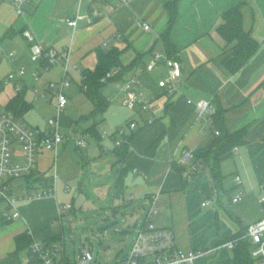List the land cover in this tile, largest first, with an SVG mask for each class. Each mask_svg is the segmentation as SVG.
I'll return each instance as SVG.
<instances>
[{
	"label": "crops",
	"instance_id": "crops-1",
	"mask_svg": "<svg viewBox=\"0 0 264 264\" xmlns=\"http://www.w3.org/2000/svg\"><path fill=\"white\" fill-rule=\"evenodd\" d=\"M242 1L178 0L170 40L176 46L182 71L177 90L169 92L159 85L167 77V67L160 63L148 68L154 52H166L162 36L170 15L163 0H0V70L7 67L5 79L19 67L26 70L23 80L3 82L0 78V104L8 108L17 95L15 85L23 84L30 109L18 117L24 122L25 117L33 116L34 128L45 131L49 107L53 110L50 117L56 113L49 84L63 78L67 57L77 66H70L72 84L65 90L69 97L66 110L73 117L66 113L60 116L67 139L57 154L43 150L38 155V170L53 178L55 196L21 201L18 208L22 216L0 225V263L12 257L9 264H28L29 248L17 251L16 236L20 233L41 241L65 239L59 205L67 203L82 210L111 201L115 213L127 218L123 227L128 229L123 232L136 234L146 221L149 197L158 192L155 224L173 229L179 248L213 249L194 264H234V250L224 243L264 217V0H246L244 26L253 27L259 47L236 73L224 65L228 47L217 31L222 13ZM77 12L82 17L73 27L68 20ZM144 22H149L151 29H145ZM9 29L14 35L3 38ZM26 29L33 32L35 41L58 53L60 61L49 69L33 61ZM112 47L123 51L125 64L133 63L120 79L108 82L120 88L118 103L124 82L136 76L140 89L153 102L157 118L144 125L146 114L127 107L122 117L109 120L110 135L100 137L103 113H93V101L73 87L77 83L83 91L82 70L96 67L99 48ZM35 71L40 72L38 78ZM103 92L108 98L105 87ZM203 99H212L223 109L229 131L245 129V141L221 164L223 176L218 187L204 163L189 175L185 174L187 166L177 163L184 149L207 148L215 138L213 119L201 115L196 106ZM130 119H136L139 126L121 154L122 148L116 147L118 136L113 133ZM93 126L98 135L90 133ZM84 133H89L88 144L77 146L74 136ZM236 175L241 176L240 184ZM88 188L95 198L86 192ZM237 194L243 197L233 202ZM205 200L210 203L204 205Z\"/></svg>",
	"mask_w": 264,
	"mask_h": 264
},
{
	"label": "built area",
	"instance_id": "built-area-1",
	"mask_svg": "<svg viewBox=\"0 0 264 264\" xmlns=\"http://www.w3.org/2000/svg\"><path fill=\"white\" fill-rule=\"evenodd\" d=\"M23 0H15L22 2ZM128 2L129 0H123ZM18 12H22L19 7ZM82 15L78 12L74 18H70L68 23L75 27L78 19ZM145 29H151L149 22H144ZM24 35L32 42L31 58L33 61L43 65L49 69L58 63L61 56L53 50H48L42 43L35 41V36L31 30H24ZM10 55H13L11 53ZM43 62H45L43 64ZM164 64L167 67V77L160 80V87L167 89L169 92L177 90V80L182 71L181 61L176 57L168 56L165 51H156L153 58L148 64V68L152 69L158 64ZM70 66H73L69 57L64 61V76L58 82L49 84L50 95L55 97L56 113L47 120L48 127L45 131H38L30 128L25 124L15 112L0 104V202H5V210L1 213L2 217L7 220H14L22 216L18 204L21 201H31L35 199L55 196V183L46 187L36 183L35 188H29L26 182L27 192L18 194L12 186L14 182L21 178L37 172L38 155L43 150H53L57 154L59 145L63 143L67 136L61 131L60 116L69 105V97L65 90L72 84V80L68 78ZM73 67L77 68L76 65ZM25 68L19 67L15 71L7 75V81L23 80ZM39 71L34 72V76L38 78ZM82 75V73H81ZM113 73L108 72L104 79L112 77ZM141 82L136 76L129 77L121 87L122 97L120 103L134 111L146 114L144 125L153 123L156 118V112L153 102L140 89ZM23 84H16L15 91L18 93L23 90ZM43 96H46L42 93ZM191 101V100H190ZM199 113L211 116L215 112V106L212 99H203L196 103ZM139 126L136 119H130L126 125L116 128L115 134L116 146H121L128 142V136ZM219 133L218 130H216ZM89 133L80 136L75 135L74 140L77 146H86L88 144ZM103 136H109V131L105 130ZM21 144L22 155L16 154L17 144ZM237 148L235 147L233 151ZM177 163L187 166L186 175L197 172L202 163L195 156V149H184L177 158ZM236 181L242 182L241 176L236 175ZM242 194L232 197L233 202L242 199ZM159 193H153L149 197L146 221L140 227L134 237L133 244L128 254L118 264H194L196 259L211 252L213 249H189L184 250L176 244V236L173 229L169 227L157 226L154 222V216L159 208ZM209 200L203 202L204 205L209 204ZM73 208V204L67 203L59 205V218L62 222L64 212ZM241 238H245L251 245L250 253L256 264H264V217L247 226L244 233L240 237L227 240L224 245L234 248ZM96 259L94 252L90 248H84L75 260H71L66 252L65 239L62 241L47 243L45 241L34 239L30 246L27 263L35 264H92Z\"/></svg>",
	"mask_w": 264,
	"mask_h": 264
},
{
	"label": "trees",
	"instance_id": "trees-1",
	"mask_svg": "<svg viewBox=\"0 0 264 264\" xmlns=\"http://www.w3.org/2000/svg\"><path fill=\"white\" fill-rule=\"evenodd\" d=\"M166 9L169 11V26L163 34L164 43L166 46V53L168 56L176 57V46L170 40V32L174 27L178 17V0H163ZM248 1H242L231 8L225 10L222 13V21L217 26V31L220 36L225 40L228 47L225 52H228V56L224 59V65L233 73L242 69L256 54L259 43L253 35V27L246 28L244 26V8L247 6ZM12 29L7 30L3 38L11 37L14 35ZM98 62L94 69L82 70V82L81 89L86 95L93 101L94 109L93 113H104L110 105L109 99L103 92V88L111 80L120 79L125 71L130 69L133 64H125L121 59L122 50L118 47H112L105 50L99 48L97 51ZM134 62V60H133ZM45 62H43L44 64ZM108 72H112V77L107 80L104 79ZM214 103V102H213ZM215 106V112L211 115L213 119V128L215 131V138L207 148L195 149V156L198 160L206 165L209 169L214 186L218 187L222 181V168L221 164L224 159L230 157L233 154V150L238 145L242 144L245 139V129H240L235 132L229 131L223 109L219 106ZM8 109H11L16 115H22L30 109V104L25 100L24 89L17 93L15 97L11 99L8 105ZM129 122V121H128ZM90 133L98 135V131L94 126L89 128ZM92 130V131H91ZM219 131V133L216 132ZM114 131V135H115ZM136 130L132 131L128 136L130 142L134 136ZM102 133L100 134V137ZM130 144L126 142L121 146V154L127 150ZM32 174L26 176V180L29 188L34 189L35 184L39 183L46 187L53 184V178L45 173L36 170ZM196 173V172H194ZM193 174V173H192ZM11 220H5L9 223ZM242 234L234 236L240 237ZM56 238V237H55ZM54 239V238H53ZM232 239V238H231ZM17 251L23 248H29L34 241V238L26 233H20L16 236ZM47 243L54 241L48 240ZM251 245L247 239L241 238L234 250V264H256L250 253ZM17 251L15 253H17ZM12 257L1 262L0 264H9Z\"/></svg>",
	"mask_w": 264,
	"mask_h": 264
},
{
	"label": "rangeland",
	"instance_id": "rangeland-1",
	"mask_svg": "<svg viewBox=\"0 0 264 264\" xmlns=\"http://www.w3.org/2000/svg\"><path fill=\"white\" fill-rule=\"evenodd\" d=\"M7 73V67L2 66L0 70V78L3 82H6L5 75ZM73 90H76V92H79L82 95L85 94L84 91H79L77 83L74 84ZM105 90L109 94L108 98L110 99V106L108 108L109 110L107 109L106 112L103 113V118L105 119L104 122H101L100 128L102 131H112V126L109 125V120L115 121L119 119L128 109L119 104L116 99V93L120 90L116 84L107 83ZM67 110L63 113L73 117V114L67 112ZM52 111L53 110L49 107L45 119L48 120ZM114 113H116V115ZM24 122L30 128L35 127L33 116L25 117ZM16 154H18V156L22 155L21 144L19 143L16 146ZM47 161L49 162V160ZM26 182V178L21 177L14 182L12 188L16 189L18 194L26 193L27 189L22 188V186H25ZM86 192H88L92 198H95L91 189L88 188ZM5 207L6 203L0 202V225L3 226L7 224L1 217V213L5 210ZM126 221L127 218L124 217V214H116L111 208V201L107 204L101 202L97 205V208L85 207L82 210L72 208L71 210L64 212L63 227L66 239V252L69 255V258L74 261L75 257L79 256L84 248H90L96 256V259L93 260L92 264H118L130 251L135 237L134 231L128 234L123 232L128 229H124L123 227V224ZM116 227H118L120 231H118ZM76 233H78L77 237L75 236ZM22 256L25 257V253H23Z\"/></svg>",
	"mask_w": 264,
	"mask_h": 264
},
{
	"label": "water",
	"instance_id": "water-1",
	"mask_svg": "<svg viewBox=\"0 0 264 264\" xmlns=\"http://www.w3.org/2000/svg\"><path fill=\"white\" fill-rule=\"evenodd\" d=\"M75 236L77 237L78 236V233H76Z\"/></svg>",
	"mask_w": 264,
	"mask_h": 264
}]
</instances>
